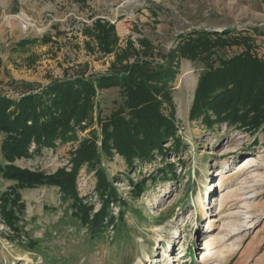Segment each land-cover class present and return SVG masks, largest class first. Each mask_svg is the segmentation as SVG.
<instances>
[{
	"label": "rangeland",
	"instance_id": "rangeland-1",
	"mask_svg": "<svg viewBox=\"0 0 264 264\" xmlns=\"http://www.w3.org/2000/svg\"><path fill=\"white\" fill-rule=\"evenodd\" d=\"M25 19L31 26L23 31ZM95 20L115 27L114 51L102 53L83 33ZM253 28L264 31V0H0V93L16 98L78 73H104L127 40L141 49L139 37L151 41V59L161 61L178 35L194 29L248 33L264 59V35ZM43 35L50 41L15 46ZM241 49H219L216 55L229 57ZM204 69L202 62L181 58L169 83L184 147L176 155L167 153L164 161L173 164L176 177L156 173L164 164L159 155L153 162L134 161L131 169L116 153L101 158L119 198L109 202L98 230L74 216L71 200L57 187L24 189L16 231L0 216V264H264V133L251 135L225 123L209 129L189 119ZM121 100L116 87L99 91L93 117H107ZM88 131L78 130V137ZM76 146L42 148L16 164L51 173L70 166ZM149 174L155 180H147L137 195L134 184ZM12 184L0 176V193ZM76 190L83 203L92 205L90 216L101 208L95 169L87 164L79 170ZM207 235L214 239L204 248Z\"/></svg>",
	"mask_w": 264,
	"mask_h": 264
},
{
	"label": "trees",
	"instance_id": "trees-1",
	"mask_svg": "<svg viewBox=\"0 0 264 264\" xmlns=\"http://www.w3.org/2000/svg\"><path fill=\"white\" fill-rule=\"evenodd\" d=\"M251 30L264 35L260 29ZM83 33L96 42L102 53L114 51L118 41L115 27L99 20ZM178 38L175 46L161 56V61L151 59L154 51L151 41L139 37L141 49H136L131 39L127 40L126 47L115 54L110 69L104 73L86 77L78 73L40 89H28L16 98L0 93V155L4 161L0 163V176L13 182L0 193V216L6 226L16 231L19 215L25 208L20 191L54 186L71 200L74 216L89 224L91 230H98L108 216L109 202H118L119 198L101 158H111L116 153L131 169L134 161L153 162L158 155L164 161L167 153L172 151L176 155L184 147L177 134L169 85L181 58L205 65L193 93L190 120H199L209 129L225 123L251 135L264 133V59L255 52L253 37L231 29H194ZM49 41V36L43 35L40 39H22L15 46L24 49ZM232 46L242 49L229 57L216 55L219 49ZM113 87L118 88L121 103L107 117L101 118L99 113L93 117L95 96ZM88 128L87 136L79 138L78 130ZM169 140L171 144L165 147ZM67 142H77L69 167L45 173L16 164L17 159L30 158L42 148ZM84 164L90 170L95 169L96 190L102 199L101 208L92 216V205L83 203L76 190V178ZM157 172L176 177L169 161H164ZM149 179L154 181V175L134 184L137 195L143 192Z\"/></svg>",
	"mask_w": 264,
	"mask_h": 264
},
{
	"label": "bare ground",
	"instance_id": "bare-ground-1",
	"mask_svg": "<svg viewBox=\"0 0 264 264\" xmlns=\"http://www.w3.org/2000/svg\"><path fill=\"white\" fill-rule=\"evenodd\" d=\"M185 80V79H184ZM220 172L218 171V173H217V175L219 174ZM213 186H214V184H213ZM215 186H216V184H215ZM203 208V210H202V213H203V217H205V214H206V212H205V210H204V206H202ZM161 239V238H160ZM159 239V240H160ZM213 237L211 236V235H207L203 240H204V248H206V246L208 245V244H210V242L211 241H213ZM166 254H167V252H166Z\"/></svg>",
	"mask_w": 264,
	"mask_h": 264
},
{
	"label": "built area",
	"instance_id": "built-area-1",
	"mask_svg": "<svg viewBox=\"0 0 264 264\" xmlns=\"http://www.w3.org/2000/svg\"><path fill=\"white\" fill-rule=\"evenodd\" d=\"M30 22H28V19H25L22 21V23H20V28L23 31L29 30L30 29Z\"/></svg>",
	"mask_w": 264,
	"mask_h": 264
},
{
	"label": "water",
	"instance_id": "water-1",
	"mask_svg": "<svg viewBox=\"0 0 264 264\" xmlns=\"http://www.w3.org/2000/svg\"><path fill=\"white\" fill-rule=\"evenodd\" d=\"M213 30H218V29H213ZM218 31H220V30H218Z\"/></svg>",
	"mask_w": 264,
	"mask_h": 264
}]
</instances>
